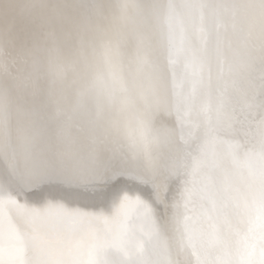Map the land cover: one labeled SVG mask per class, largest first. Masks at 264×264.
<instances>
[{
  "label": "snow or ice",
  "instance_id": "6c2138e0",
  "mask_svg": "<svg viewBox=\"0 0 264 264\" xmlns=\"http://www.w3.org/2000/svg\"><path fill=\"white\" fill-rule=\"evenodd\" d=\"M12 0H0V40L5 75L15 57L34 58L44 43L61 42L96 30L98 10L110 5L45 3L28 6L21 17ZM139 21L138 72L133 95L122 76L42 101L44 118L29 129L34 139L82 142L99 161L87 173L69 171L52 162L22 174L13 149L10 107L0 108V264H264V0H188L176 5L135 3ZM166 9L165 56L182 58L187 89L177 93L172 70L171 96L160 67L151 57L147 33L157 10ZM189 10L184 17L182 10ZM240 28L249 61L247 78L225 79L222 48L229 29ZM190 31L196 40L190 38ZM113 68L120 54L107 50ZM8 56H14L11 62ZM219 63L216 81L212 58ZM229 66L227 73L231 74ZM102 95L134 109L130 122L116 125L105 118ZM163 106V107H162ZM259 112L248 123L246 113ZM174 115L168 122L165 116ZM247 170L242 182L229 181L228 169ZM177 171L183 182L174 211L169 184ZM113 177L132 183L111 194L103 211L90 214L65 208L55 197L29 204L26 190L46 183L97 184ZM162 178V179H161ZM140 185H151L145 195ZM163 209V211H162ZM136 221H141L140 225ZM176 233L171 242L168 226Z\"/></svg>",
  "mask_w": 264,
  "mask_h": 264
},
{
  "label": "bare ground",
  "instance_id": "6f19581e",
  "mask_svg": "<svg viewBox=\"0 0 264 264\" xmlns=\"http://www.w3.org/2000/svg\"><path fill=\"white\" fill-rule=\"evenodd\" d=\"M17 5L16 15L23 16L34 4L60 3L81 4L88 0H12ZM129 2V0H96L98 4L110 5L98 10L100 23L96 30L75 36L70 40L61 42L56 48L41 43L44 50L34 58L21 59L15 57L16 62L11 64L10 70L15 73V81L7 77L0 68V108L3 107L5 89H8L7 103L10 107V128L12 131L13 149L16 161L22 174L36 168L42 169L52 162L55 155L56 163L66 170L87 173L99 164L89 149L82 143L76 141H65L63 137L48 139L46 131H41L34 139L29 138V129L34 124H39L44 118L42 101L48 95L53 97L59 95L68 85L79 90L93 84L102 85L104 81H111L113 73L122 76L127 82L131 93L134 95L139 88L141 75L138 72V32L140 24L133 18L132 9L122 13L118 5ZM135 3H156L167 5L169 2L180 5L188 0H133ZM216 2V0H210ZM185 18L190 15L189 10H182ZM166 9L157 10L153 17L152 28L147 33V44L153 59L159 56L160 67L163 70L165 82L169 86V97L171 96L172 70L175 68V87L177 93L187 89L188 85L181 68L182 58H172L171 63L165 56V24ZM190 38L196 40L194 33L190 31ZM111 48L119 52V68H113L107 50ZM14 56H8L9 62ZM222 60L226 70L225 79H230L239 74L247 78L249 72V61L244 47V36L238 27L235 32L231 29L225 35V43L222 48ZM5 61L3 42L0 40V64ZM214 84L216 81L219 63L215 56L212 58ZM233 71L227 73L228 67ZM105 108V118L119 126L127 125L134 109L122 106L119 101H109L106 95H102ZM163 107V106H162ZM246 119L249 124L258 121L259 112L256 109L247 113ZM168 122L174 121V115L163 117ZM182 172L173 174L169 184L164 185L161 192L171 190L172 199L176 202L174 211H184L180 203L183 191V182L177 181V176ZM248 178L247 170L235 171L228 169L227 179L242 182ZM162 179V178H161ZM127 177H113L111 180L97 184H73L71 186L62 183H46L26 190L27 195L22 199L29 204H37L42 199L55 197L63 202L65 208L90 214L99 209L103 211L109 206L111 194L131 184ZM145 195L151 192V185H140ZM163 211V209H162ZM141 221H136L140 225ZM168 241L171 242L176 233L171 225L166 232Z\"/></svg>",
  "mask_w": 264,
  "mask_h": 264
}]
</instances>
